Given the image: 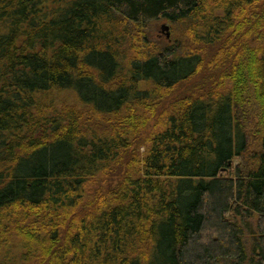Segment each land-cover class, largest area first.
Masks as SVG:
<instances>
[{
	"label": "trees",
	"instance_id": "obj_1",
	"mask_svg": "<svg viewBox=\"0 0 264 264\" xmlns=\"http://www.w3.org/2000/svg\"><path fill=\"white\" fill-rule=\"evenodd\" d=\"M0 264H264V0H0Z\"/></svg>",
	"mask_w": 264,
	"mask_h": 264
},
{
	"label": "rangeland",
	"instance_id": "obj_2",
	"mask_svg": "<svg viewBox=\"0 0 264 264\" xmlns=\"http://www.w3.org/2000/svg\"><path fill=\"white\" fill-rule=\"evenodd\" d=\"M147 31L149 33L150 38L157 41V43H159L160 45L172 44V42L174 41V39L178 35V31L176 30V27L172 23H170L166 20H159V21L152 22ZM215 48H216V46L210 47L209 53H212ZM209 75H210V72L208 70H202L201 73H199L196 77L191 79L186 84L180 86L176 90V92H174L169 98L163 100V102H161L158 106V112H162V111H164V109H167L169 107V105L171 104L172 100H174V99H176V100L181 99L185 96H189V95H192L193 93H196L198 90L205 89L209 85V83H208ZM151 130H152V126H149L146 130H143L140 133V135L137 136L138 137L137 140H139L137 142H140V145H139L140 149H139V147H136V145H135L137 142L134 144L135 145L134 147L136 149L138 148V152H139L138 154L140 156L145 151V146L143 145L144 138H146L147 134ZM132 152H133V148L130 149V151H129V154H128L129 157L126 155H123L122 160L120 161V166H118L114 170L118 171V170L122 169V171H124L126 169L127 162L129 161L130 157L132 156ZM117 173H119V171ZM114 176L115 175H109V177H108V178H110L109 180H106V179L102 180V178L98 179L97 181H95L92 184L91 189L88 191V193L92 194V192L95 191L97 188H100V186L101 187L102 186L107 187V185L111 181V179H112V182L117 180ZM115 183L113 182V184H115ZM91 198L87 197L88 200Z\"/></svg>",
	"mask_w": 264,
	"mask_h": 264
}]
</instances>
